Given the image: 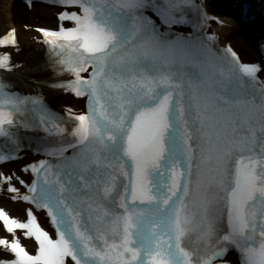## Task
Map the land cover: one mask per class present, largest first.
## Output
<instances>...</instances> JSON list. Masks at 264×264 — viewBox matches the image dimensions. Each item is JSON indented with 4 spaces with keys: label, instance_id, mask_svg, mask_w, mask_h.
<instances>
[{
    "label": "snow or ice",
    "instance_id": "obj_1",
    "mask_svg": "<svg viewBox=\"0 0 264 264\" xmlns=\"http://www.w3.org/2000/svg\"><path fill=\"white\" fill-rule=\"evenodd\" d=\"M55 3L74 26L35 29L47 86L86 111L57 113L0 75V164L45 157L22 169L30 182L15 177L26 192L3 173L0 192L55 229L33 207L25 221L0 208L13 257L0 264H264V68L219 46L202 0ZM0 46L19 47L15 29Z\"/></svg>",
    "mask_w": 264,
    "mask_h": 264
},
{
    "label": "bare ground",
    "instance_id": "obj_2",
    "mask_svg": "<svg viewBox=\"0 0 264 264\" xmlns=\"http://www.w3.org/2000/svg\"><path fill=\"white\" fill-rule=\"evenodd\" d=\"M17 2V0H0V34L2 33V26L4 24H10L9 28L18 27L20 42L22 43V47L24 46L23 53L20 54L19 57L22 58L23 61L30 63L32 67H37V70L42 71L46 66V58L44 54L45 48L42 45L37 44L35 40H32V36L34 35L33 33L29 35L21 29L20 23L22 17L27 13L22 11L21 6L18 5ZM218 30L225 40H234V37H237V39H235L236 41H234L243 51L244 59L252 58L247 54L248 51L252 52L255 58L258 57L257 53H255L252 42L239 34L237 25L234 24L233 21L229 27L218 28Z\"/></svg>",
    "mask_w": 264,
    "mask_h": 264
},
{
    "label": "rangeland",
    "instance_id": "obj_3",
    "mask_svg": "<svg viewBox=\"0 0 264 264\" xmlns=\"http://www.w3.org/2000/svg\"><path fill=\"white\" fill-rule=\"evenodd\" d=\"M17 4H18V3H17ZM18 5H19V4H18ZM38 14H40V13H38ZM40 15H41V14H40ZM30 16H31L30 14H29L28 16H27V14H26V18H28V17L30 18ZM1 19H2V18H1ZM23 20H25V19H23ZM0 21H1V20H0ZM8 27H10V24H4V25L2 26L3 29H6V28H8Z\"/></svg>",
    "mask_w": 264,
    "mask_h": 264
}]
</instances>
